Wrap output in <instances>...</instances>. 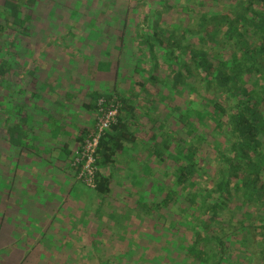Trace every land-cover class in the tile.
<instances>
[{
  "label": "trees",
  "instance_id": "trees-1",
  "mask_svg": "<svg viewBox=\"0 0 264 264\" xmlns=\"http://www.w3.org/2000/svg\"><path fill=\"white\" fill-rule=\"evenodd\" d=\"M154 2L167 9V1ZM37 3L0 0V93L10 88L15 73L12 54L30 35ZM150 3V14L132 24L131 35L116 38L127 42L124 50L136 62L134 72L145 63L150 69L138 84L139 93H118L117 88L113 92L122 109L101 140L93 192L102 198L112 193V179L104 170L115 165L126 146H137L138 136L131 128L147 85L157 87L162 80L172 94L186 90L185 106L171 109L186 138L164 128L154 136V144L140 150L150 159L154 155L151 162L160 168L174 163L171 186L162 202L152 203L154 208L142 202L139 206L149 216L175 209L171 226L183 229L172 234L175 246L170 252L180 256L181 264H264V0H186L177 11V23L160 20V12L152 10L159 7ZM186 12L190 16L181 19ZM125 26L123 20L120 29ZM161 67L166 71L159 79L154 73ZM13 93L19 98L24 91ZM87 94L85 107L94 112L100 98L112 95ZM12 103L8 105L15 121H9L6 138L14 149L26 152L27 147L31 150L27 126L34 121L23 106ZM149 167H144L148 173Z\"/></svg>",
  "mask_w": 264,
  "mask_h": 264
},
{
  "label": "rangeland",
  "instance_id": "rangeland-1",
  "mask_svg": "<svg viewBox=\"0 0 264 264\" xmlns=\"http://www.w3.org/2000/svg\"><path fill=\"white\" fill-rule=\"evenodd\" d=\"M166 1L167 9H161L162 6L151 0L154 6L159 7H152V10L160 12L159 19L164 20L163 22L177 23L175 20L179 16L177 11L182 10L180 5L186 0ZM146 3L150 2L148 0H38L36 8L31 12L30 35L26 37L22 47L12 54L15 73L10 80V88L0 93V264H181L178 259L180 256H173L170 252L171 248L174 250L175 246L173 235L179 234L183 229L182 227L173 229L171 226L175 209L155 211L153 215L149 216L139 206V202H142L154 208L152 203L162 202L168 187L171 186L170 174L174 170L172 169L174 163H171L169 168L164 167L163 169V167L160 168L157 164L150 162L149 173L146 176H133L130 177L131 182L127 180L125 183L112 181V194L108 199H102L99 206L97 205L98 200L94 198L92 207L87 209L84 215H77L79 221L85 223L86 229L80 232L76 231L75 234L91 238L94 243L91 248H84L81 251L82 255H75L71 253L73 249L58 246L64 244L58 239H56L57 243L55 241V248L45 246L51 244L54 239H49L53 237L52 232L46 236L47 241H40L48 254L43 252L39 256V254L37 255L39 247L35 248V253L25 257L22 263H20L19 256L11 253L14 248L1 249L6 240H9V232H5L10 228L9 226H13L17 230L13 231V238L16 240V244L20 245L21 250L29 244L26 243V240L35 241L34 237L41 233L37 231L35 225L30 223L27 226L29 230L25 234L29 239L24 240L25 238L23 239L21 235L23 231H20L27 230L25 224H21L20 221L25 218L29 220L30 217L35 223L37 217L33 213L28 216L24 213L28 209L27 201L31 195H36L35 188L39 185V174L38 177H33V171L39 172V163L37 162L39 158V95H41L40 88L44 79L41 69H49L47 65L52 66L53 64L60 68L58 65L64 64L60 59H68L70 71L55 70L51 72L53 78L59 81L55 93L56 99L59 101L62 96L66 95L63 85H69L73 91L76 87L88 88L87 85H91L92 92L97 91L99 85H103V89H107L108 92H112L114 86L115 89L125 86L126 90L123 91L139 93L138 84L144 82L150 69L147 63L140 65L142 68L139 73L134 72L136 62H132L127 51L121 50L117 54L106 56V50L102 48L105 46L102 44V40L86 39L91 43L100 42L97 44L102 47L96 44L94 49L80 48L82 41L77 38H74L75 45L67 46L71 41V36L76 32L112 30L132 33L134 28L132 24L143 22L150 14L149 6ZM170 6L171 11L168 10ZM195 9L198 11L197 8ZM187 16H190V13L186 12L181 19H185ZM101 17L104 19L99 22ZM114 17H117L118 21H111ZM120 19H123L126 24L124 30L120 29L123 22ZM164 26L167 25L164 24ZM67 32L71 34L60 38ZM103 41L112 42L108 39ZM91 47L93 48V45ZM110 52L114 53L112 50ZM106 58L112 59L116 69L117 64L119 65L118 71L116 69L111 72L90 70L92 67L101 70L106 68L107 65L95 66L98 59L106 60ZM163 71L166 70L161 67L160 71H155L154 74L162 79ZM160 82L157 87H153L151 84L147 85L148 93H143L138 102L134 124L137 127L136 134L140 137L141 147H143L144 141L154 144V136L161 135V130L164 128L170 132L172 130L180 132L181 136L186 138L175 123L171 109L175 106L184 107L188 100V93L182 89V93H173V95L171 88L163 87L164 82L162 80ZM197 82L196 86L202 94L201 83L199 80ZM20 90L24 93L18 98L13 92ZM86 91H84L85 95L80 97L85 96L84 102H89ZM80 97H78L79 101L83 100ZM10 101L14 102L13 105L19 103L23 106L25 113L34 121V125L28 124L27 126L28 132L34 137L28 136V146L31 150L25 147L26 152L21 151V148L14 149L10 145L9 139L7 141L6 138L9 121H15L14 109L8 105ZM60 104L65 106L66 110L67 107L69 108L65 103ZM83 107L86 119H92L93 115L96 116L86 110L85 104ZM77 110L79 111L78 108ZM194 119L197 121V118ZM35 157L36 159H34ZM152 158L155 156H151V160ZM137 161L139 162L138 159ZM136 167L138 166L135 165L134 168ZM136 169L140 170L141 167ZM161 186L164 190L161 189ZM34 203L35 201H33ZM37 210V207L32 209L33 212ZM53 250L57 252V255L52 253Z\"/></svg>",
  "mask_w": 264,
  "mask_h": 264
},
{
  "label": "crops",
  "instance_id": "crops-1",
  "mask_svg": "<svg viewBox=\"0 0 264 264\" xmlns=\"http://www.w3.org/2000/svg\"><path fill=\"white\" fill-rule=\"evenodd\" d=\"M99 19V22H101L104 18L101 17ZM117 20V17L111 19L113 22ZM70 34L67 32L63 34V36H60V38ZM129 35L131 34L128 32L112 30L76 32L75 35L71 36V41L73 40V42L70 41L67 47H70L71 44H76L74 42V38L80 39L82 41V43H80V48L88 47L89 49L96 48L97 42H100L97 41L91 43L86 39L102 40V44L105 46L102 47L100 44L97 45L106 50V56L110 54L114 55L121 50H124L127 43L116 41V38H126ZM105 39H110L112 42L103 41ZM92 45L93 48L91 47ZM110 50L114 51V53H111ZM60 61L64 62V64L58 65L60 68L55 67L53 64L52 66L47 65L49 69H41L44 73V79L42 80L43 85L40 88L41 95H39V172L37 173V170L36 172L33 171V177H38L39 174V185L35 188L36 195H31V198L27 201V204L29 205L27 211L24 213L26 216H28L30 213H33V215H36L37 217L35 218V223H33V219L30 217L29 220L25 218L20 221L21 224H25L26 229L28 223H30L35 225L37 227V231L41 233L34 237L35 241H28L26 239L29 238L25 234H27L26 231H28L29 228L27 230H20L23 231L21 232L23 239L25 238L24 240H26V243H29L25 245L23 250H21L19 248L20 245L18 246L16 244V240L13 238V231L17 230L13 226H9L10 228L5 231L6 233L9 232V240H6V242L3 244L4 247H1V249L6 248L7 250L14 248L11 253L13 255L19 256L21 259L20 263L25 260V257L35 253L34 249L38 247L39 251L37 250V255L39 254V256H41L43 252L48 254L44 247L51 246L55 248L58 241L64 243L58 246L73 249L71 253L75 255H82L81 251L86 247L91 248L94 243L91 238H85L75 234L76 231L80 232L86 229L85 223L79 221L77 215H84L87 209L92 207L94 198L98 200L97 205L99 206L102 199H108L110 196L109 195L107 198H102L98 196L96 192H93V190L83 186L77 180L75 172L70 168V159L72 154L81 145L85 136V130L93 128L96 116L93 115L92 119L85 118L86 112L84 111L83 105L87 104L88 102H84L85 96L83 98L80 97L85 95L84 91L86 90V93L92 92L91 85H87L89 89L84 88V86H80L76 87L73 91L69 85L62 84L66 95H64V97L62 96L60 101L56 99V86H58L57 82L59 81L58 79L53 78L51 72L55 70H71V67L67 62L68 59H60ZM99 63H105L106 65L110 66L102 70L97 69V67H92L90 70L111 72L116 69L114 67V62L110 58H106V60L98 59L95 66H99ZM67 65L68 67H66ZM125 88V86L117 87L116 91L127 93V91H123L126 90ZM114 89L115 86L113 87V91ZM97 91L106 95L113 93V91L108 92L107 89H103V85H99ZM87 95L88 94H86V96ZM78 97L83 100L79 101ZM60 103L67 104V106H69V108L67 107V110L69 111H67L65 106H62ZM85 108L86 110L89 109L87 107ZM90 112V114H96L94 111ZM131 130L136 134V124L132 125ZM136 135L138 136V134ZM139 139L140 137L138 136L137 146L134 147L132 144L126 146L124 151H122L117 156V162L115 165H112L108 169L104 170V174L110 177L113 182L117 181L120 183H125L127 180L131 182L130 177H144L148 173L147 170L145 171L144 167L150 164L151 159L148 156V153H146L144 150L145 148L143 149V153H140L142 145L139 143ZM147 143V141H144L143 147L147 146ZM137 159L140 163L137 161ZM134 162L137 163L136 165L138 167L136 168H139L140 164V170L134 168ZM38 190L39 199L37 195ZM33 201H35L34 204ZM34 207H37L38 209L36 212L32 211ZM49 232L53 233V237L49 239H54L52 240L51 244L42 246L40 241H47L48 239H46V236L49 234ZM62 232H64V234L61 235ZM56 239H58V241H56ZM15 247H18V249H15ZM52 253L57 255V252H54V250Z\"/></svg>",
  "mask_w": 264,
  "mask_h": 264
},
{
  "label": "built area",
  "instance_id": "built-area-1",
  "mask_svg": "<svg viewBox=\"0 0 264 264\" xmlns=\"http://www.w3.org/2000/svg\"><path fill=\"white\" fill-rule=\"evenodd\" d=\"M121 109L122 103L116 94H112L110 98H100L95 124L72 154L70 168L75 172L77 180L88 189H97L100 143L110 128L117 123Z\"/></svg>",
  "mask_w": 264,
  "mask_h": 264
}]
</instances>
